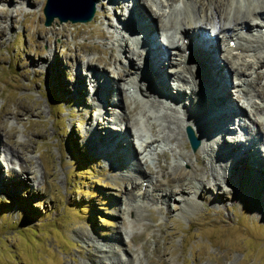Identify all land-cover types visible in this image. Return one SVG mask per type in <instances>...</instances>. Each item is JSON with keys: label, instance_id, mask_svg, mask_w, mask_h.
Returning <instances> with one entry per match:
<instances>
[{"label": "rangeland", "instance_id": "obj_1", "mask_svg": "<svg viewBox=\"0 0 264 264\" xmlns=\"http://www.w3.org/2000/svg\"><path fill=\"white\" fill-rule=\"evenodd\" d=\"M117 1L114 0L115 4L120 6H112L108 0L101 1L106 9V18L98 12L100 8L95 0L94 13L87 21H58L54 18L51 23L44 24V0L28 4H21L20 0H0V264H100L97 260H103L104 264L105 261L113 262L128 256H132V260L138 259L141 264H264V198L260 203L258 193L243 192L228 178V181L225 179L227 183L230 181L228 186L219 184L222 194H225L222 198L212 195L207 187L203 190L200 187L194 211H183L177 200H161L159 189L166 190L164 178L174 177L171 166L179 161L180 156L183 172L187 174L203 165L205 154L201 150L205 141L217 147L216 141L212 137L204 140L195 130V122L191 124L193 129L186 124L174 137L179 131L176 124L170 125L160 117L164 110L148 106L137 88L156 89L145 78L140 79L139 75H146L150 66L147 63L143 65L144 58L138 53H135L133 61L140 64V69L135 72L132 69L129 78H115L117 73L123 74L124 69L129 68V60L119 51L117 40H125L133 49L139 48L143 31L137 29L132 20L126 22L129 25L123 20L131 1ZM156 1L165 4L162 10L155 11L159 15L156 23H166L164 29L157 26L156 31L162 33H159L158 41L164 40V33L169 35L168 38L173 34L176 37L174 32L179 27L178 19L186 14L192 18V9L198 8V1L203 4L224 2L187 0L189 11L185 13L184 0ZM233 1H238L241 6L247 3V0ZM249 3L256 6L264 4L262 0H249ZM168 5L175 9L173 14L160 15L164 8L165 11L169 9ZM151 7L155 9L153 3ZM207 14L212 23L210 16L215 15L214 12L208 11ZM170 20L172 24H169ZM63 29L64 33H61ZM217 36L215 43L209 35L208 42L214 45L215 53L208 59L220 64V56L228 53L222 49L225 41ZM152 38L157 44L153 35ZM96 57L112 59L105 69L100 62L92 60V70H86V61ZM233 59L237 63L252 60L246 54L240 58L233 56ZM240 67L256 80L251 88L252 95L264 90L263 67L254 64L248 68L246 63ZM196 68L200 72L199 77L204 78L201 64ZM225 71L221 70L224 76L221 82L228 81L230 96L238 95L235 88L241 76L232 73L227 76ZM225 75L229 78L226 79ZM105 79L109 81L110 94H104L103 85L98 84L99 80L102 83ZM91 80L96 81L94 85ZM171 80V83L175 82ZM80 83L82 85L78 86ZM164 87L165 83L162 93L168 95ZM170 91L172 95L176 93L174 88ZM184 96L185 104L189 103L188 96ZM202 96L204 98L206 93ZM255 99L261 103L263 97ZM116 101H124L125 104L118 107L113 104ZM174 106L179 108L177 104ZM143 107L152 118H146L139 111ZM180 108L176 115L182 121L184 115ZM244 109L246 113L250 112V107ZM123 110L132 115L133 125L130 126L128 121L121 125L118 121L113 124L114 116ZM205 111L203 107L204 114ZM98 113L104 119L101 123L104 129L97 122ZM237 116L243 115L238 112ZM261 117H264L263 113ZM236 118L239 120L241 117ZM236 118L233 124L239 129ZM185 120L188 122L189 118ZM204 120L205 116L198 123L211 131L219 121L214 119L204 123ZM150 123L155 129H150ZM250 125L254 131V125ZM109 126L117 129L114 132L122 146L106 143L114 136H108ZM188 127L199 144L195 151L190 147ZM256 127H262L258 120ZM156 130L161 133L156 135ZM134 131L151 139H158L166 132L171 140L160 144L153 141L152 146L159 151L156 156L146 150L141 151L139 140L133 137ZM240 131L242 136H247L243 130ZM211 133V136L218 134L220 137L219 133ZM223 135L227 137L226 133ZM131 137L132 145L128 147L126 139ZM260 138L264 141L263 135ZM23 143L28 144L25 150L21 146ZM161 146L163 151L159 150ZM13 148L22 152L23 157L12 156ZM256 153L264 168V146L258 144ZM228 157L232 161V154ZM23 160L31 167L34 178L29 176L28 170H21ZM241 162L238 163L241 166L249 164ZM159 165L165 168V174L163 177L157 175L160 184L148 179L149 199L140 206V215L126 211L134 205L129 198L132 192H136L128 178L135 176L137 181H141L134 168L141 166L146 172L155 174ZM188 178L189 184L183 182V188L187 190L191 184L197 183V179ZM260 178L264 187V174ZM205 182L210 183L209 180ZM83 232L89 233L102 245H114L119 252H87ZM114 235L121 239L114 241Z\"/></svg>", "mask_w": 264, "mask_h": 264}, {"label": "bare ground", "instance_id": "obj_2", "mask_svg": "<svg viewBox=\"0 0 264 264\" xmlns=\"http://www.w3.org/2000/svg\"><path fill=\"white\" fill-rule=\"evenodd\" d=\"M101 1L102 0H97L96 4L100 8V11H97L99 13H103L106 18V9H104V4ZM108 1L112 3V6H120L119 3L115 4L116 2H114V0ZM119 1L120 0H118L117 2ZM130 1L131 4L129 8H127V13H124L126 19L123 18V20L125 21V23L128 20H132L133 23H136L135 25L137 29H142L144 33L142 32V41L140 40L138 42L139 48L135 47L136 50L127 45L125 40H117L119 51L122 52L123 56L127 57L129 60L130 70L129 68H126L127 70L123 68L125 72L123 74L117 73L115 75V78H129L131 73L133 72L132 69L134 70V72L140 69V64L138 65L136 64V61H133V58H135V53H138V55L142 56V59L144 58L143 65L145 66V64L147 63L150 66L149 69H146L143 66L144 69H146V75H139L140 79L142 80L143 78H145L148 82H151L152 86H154L156 89L150 90L148 88H145L144 86L137 87V84L136 87L145 97V101L147 102L148 106H151V108L155 110H164L163 113L160 114V117L167 120L170 125L176 124V127L179 131L174 134V137H176L177 134H180L181 128H183L186 124L190 123L193 125L195 122V130L200 133L202 138H204V140H206L208 137L215 138V144L217 146L214 147L213 145H210L207 141H205V146L201 150L202 153L205 154V156H203L202 158L203 165L195 167L187 174L186 172H183V164L181 161L182 156H180L179 161L171 166V172L175 173L174 177L164 178L166 190L159 189V191H161V200L163 202H171L177 200V203L182 206L183 211H194L196 208V204L198 203L195 197L196 195L198 196L200 194V187H203L201 188L202 190L207 187L212 195H217L222 198L225 196V194H222L223 191L222 188H220L219 184L222 187L228 186L230 184V181L227 183L226 180L228 181V178H230L233 181V184L238 185L239 190H243V192L248 191L251 195L258 193V200L261 203L262 199L264 198V187L261 186L263 179H261L260 177L262 174H264V168L262 163L258 160L259 155L256 153V148L258 144L264 146V141H261L260 138V136H264V117H261V113H263L264 115V90H258L255 95H252L251 88L254 87V83L256 82V80L252 79L251 74L249 72L246 73V71L241 68L240 65L246 63V66L250 68L255 64L259 67L264 68V48H261L264 46V4H259L257 6L252 5L249 3V0H247V3L242 6L238 1L236 2L233 0H223L224 2L226 1V3L221 2L216 4L212 1L205 4L199 3L198 1V8L192 9V18H189V16L186 14L178 19L179 27H176V32H174L173 30L175 34L177 33L176 37H174L173 34L172 38H168L169 35L164 33L163 39L165 40V43H162L164 42V40L158 41L160 39V32H157L156 30L157 26H159V29H164V25L166 23L159 21L158 24L156 23V19L159 17V15L155 11L162 10L165 4H158L156 0ZM147 1L148 5L150 4L149 6L147 5ZM262 1L264 2V0ZM31 2H34V0H20L21 4H28ZM152 3L153 6H155V9L151 7ZM168 6H170L169 9L165 11L164 8L163 11L160 12V15L164 16L171 13L173 14L175 9L173 10L171 8V5ZM183 10H185V13L189 11V4L187 0H184L183 2ZM208 11H210L211 14L212 12H214L215 14L213 16H210V18L212 19V23L208 19ZM224 22H226V24ZM172 23L173 21L170 20L169 24ZM126 24L129 25V22ZM61 33H64V29ZM161 34L162 33H160V35ZM152 35L155 37V41H158L157 44H155V42L152 40ZM209 35L211 36V39L215 41V43L218 41L217 35H220L221 40L225 41V43L222 45V49L226 53H228V55L220 56V64L217 61H215L214 63L211 58L208 59V57L212 53H215L214 46L210 44L211 42H208ZM229 40H234L233 46L229 43ZM143 41L148 42V44L144 45ZM161 47H164V50L161 49ZM234 49L236 51H234L235 53L232 54L231 52ZM242 54L250 56L252 60L241 63L235 62L233 56L240 58ZM160 57H162L161 60ZM172 58L174 60L178 59V61H174L172 60ZM111 59V57L109 60H103L100 57L88 59L85 63L86 70H92V60L100 62V64H102V67H104L105 69V66L108 65L109 62H111ZM153 61L158 62L153 65ZM197 64H201V69L204 71V74L202 73V75H204V78L199 77L200 72L197 71ZM221 66H223L224 68L220 69ZM224 69H226L225 74L232 73L237 77L241 76L235 88V90L238 91V95H234L232 93L233 96H230V91L227 89L228 81L227 83L226 81L221 82V79H223L224 77L221 70L224 71ZM243 73L244 75H241ZM86 75L87 77H89L88 72ZM93 76L95 77L94 74ZM171 78L172 80L174 79L175 82L171 83ZM94 80L90 81L91 83H93V85L95 84L94 82H96ZM106 80L107 79L103 80L102 83H99V80L98 84L103 85L102 91L104 92V94H110V84L109 81ZM164 83V90L168 93V95L162 93ZM80 85L82 84H78V86ZM230 85L232 84L229 83V86ZM186 86H189V89H186ZM206 86H208L209 88L207 89ZM171 88H174L176 90V93L173 95L171 94L172 91H170ZM93 93H95V91H93ZM203 93H206V96L204 98L202 96ZM152 95H154V97H152ZM184 95L188 96L189 103L187 104L189 105L185 104V101L183 99L186 97ZM150 96L151 99L148 100ZM259 96L263 97L261 103L255 101V97L259 98ZM169 100L174 104L171 105ZM233 100H235V105ZM113 104L118 107H123L125 102L116 101V103L114 102ZM175 104L179 105V108L181 107L180 110H182V113L184 115V120L182 121L179 120L180 117L176 115L179 108H176L174 106ZM259 104H262V106H260ZM238 105H240L241 107H236ZM202 106L206 110L205 114L203 113ZM243 107L246 109H249L250 107L249 110L250 112H252V114L250 112L246 113V110ZM146 110L147 109H144V107L141 109L139 108V111L142 112L146 118H152L151 113H145ZM238 112L243 116H237ZM98 116L99 117H96L98 119L97 122L102 125L101 123L104 119L103 117L100 118V116H102L100 115V113H98ZM204 116L206 119L204 120V123H208V121L212 122L214 119L219 120L215 125L213 131L208 129V127H206L204 124L198 123L199 121H202V117ZM258 116L260 118L256 119V117ZM236 117L241 118H239L238 120ZM185 118H189V121L187 122ZM234 118H236L237 120L236 125L239 127V129H237L236 126L229 125V123L232 124L234 122ZM257 120L258 122L262 123V127H256ZM115 121H118V125H121V123H123L124 121H128L130 123V126L133 125L132 115L126 113V111L124 112V110L122 113L116 114L114 116V118L112 119V122H114L113 124H116ZM212 124L215 123L213 122ZM250 124L254 125V131H251ZM149 125L150 129H155L153 123H150ZM102 126V128L104 129L105 126ZM107 128H109L107 132L108 136L110 137L113 134L114 136L112 137V140H109L106 143H109L111 146L113 143L115 144V146H122L120 139H114L115 137H117L116 132H114L116 128H114V126H109ZM119 128L120 130H122L121 127ZM240 130H243L245 133H247V136H242L243 134L240 133ZM88 132L91 133L90 131ZM128 132L130 134V131L127 130V133ZM211 132H218L220 134V137L218 134L216 136H211L209 134ZM132 133L134 134L135 131ZM159 133L161 132L156 130V135ZM224 133L227 134L226 138L223 135ZM133 137H135L136 140H139V147L141 148V151L146 150L149 153H154L156 156H158L159 151L156 150V147H153L154 145L152 146L153 141L157 140L160 144V142L165 141L168 143L171 140V136L166 132H164L163 136L158 139H151L150 137H147L140 132H136ZM103 138L105 139L104 136ZM216 138L221 139L216 140ZM132 141V137L126 139L127 143L125 145H128V147H130L132 145ZM143 141L145 142L142 143ZM21 146L23 150H25L28 144L23 143ZM162 146L159 147L160 151H163ZM193 151H195V149ZM175 154L179 155L181 153ZM231 154L232 161H230V158L228 157ZM12 156L23 157L22 152L14 148L12 151ZM223 156L227 157L224 158ZM195 158L198 161L197 155ZM239 162L249 164H244L241 166L240 164H238ZM185 164H188V161L185 162ZM20 167L22 171L28 170V173L30 174L29 176L31 178H34V176L31 174V167L26 163V161L24 162L23 160V163L20 164ZM157 167L158 169L154 171L155 174L150 173V171L146 172V170L141 166H137L136 168H134L137 172L139 180L141 179V181H137L135 176H131L128 178L131 181V187L136 192H132L131 197L129 198L133 201L131 205H134L126 208V211L131 212L135 216L140 215V206H143L144 203H146L149 199L147 197V193L150 187L148 185V179H154L155 182H159L156 178L157 175L163 177V175L165 174V168H163V166L159 165ZM242 167L244 168L241 169ZM245 169H249L250 172L247 173ZM227 173H229L228 176ZM250 173H257V175L252 176ZM197 175H200V177H198ZM187 176L191 179H197V183L194 185L191 184L188 190L183 188V182L189 184V178ZM143 180H146L148 183L146 181L145 184L142 183ZM205 180H209L210 183H206ZM214 185H217V187L214 188ZM210 187H212L213 189L210 190ZM83 235L86 242L85 248L89 253H92V250H94L95 252L108 254L109 252L114 253L118 250L114 245H102L89 233L83 232ZM112 238L114 239V241L121 239V237L117 235H114ZM97 261H99L100 264H103L104 262L103 260ZM104 264H141V262H138V259L132 260V256H128L125 259L120 257L113 262L105 261Z\"/></svg>", "mask_w": 264, "mask_h": 264}, {"label": "water", "instance_id": "obj_3", "mask_svg": "<svg viewBox=\"0 0 264 264\" xmlns=\"http://www.w3.org/2000/svg\"><path fill=\"white\" fill-rule=\"evenodd\" d=\"M42 12L44 24L51 23L54 18L58 21H87L94 13V0H45ZM187 135L191 149H195L197 139L189 127Z\"/></svg>", "mask_w": 264, "mask_h": 264}]
</instances>
